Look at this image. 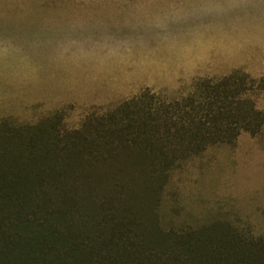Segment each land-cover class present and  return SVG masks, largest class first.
Here are the masks:
<instances>
[{
  "label": "rangeland",
  "instance_id": "obj_1",
  "mask_svg": "<svg viewBox=\"0 0 264 264\" xmlns=\"http://www.w3.org/2000/svg\"><path fill=\"white\" fill-rule=\"evenodd\" d=\"M238 71L264 77V0H0V122L14 127L79 130L143 90L176 98ZM249 92L264 113V89ZM158 213L164 229L221 220L264 237V126L183 161Z\"/></svg>",
  "mask_w": 264,
  "mask_h": 264
},
{
  "label": "trees",
  "instance_id": "obj_2",
  "mask_svg": "<svg viewBox=\"0 0 264 264\" xmlns=\"http://www.w3.org/2000/svg\"><path fill=\"white\" fill-rule=\"evenodd\" d=\"M253 87L264 77L238 71L176 98L146 89L66 132L0 122V264H264V237L221 220L164 229L158 213L183 161L260 132Z\"/></svg>",
  "mask_w": 264,
  "mask_h": 264
}]
</instances>
